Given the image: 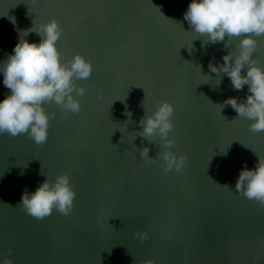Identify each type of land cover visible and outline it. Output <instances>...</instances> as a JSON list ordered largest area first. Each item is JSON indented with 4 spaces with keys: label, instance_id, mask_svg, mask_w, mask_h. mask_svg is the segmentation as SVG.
I'll return each instance as SVG.
<instances>
[{
    "label": "water",
    "instance_id": "95a60500",
    "mask_svg": "<svg viewBox=\"0 0 264 264\" xmlns=\"http://www.w3.org/2000/svg\"><path fill=\"white\" fill-rule=\"evenodd\" d=\"M188 3L0 0V59L12 51L17 29L54 17L62 27V59L79 52L92 64L90 77L76 81L86 89L78 113L44 105L55 114L45 143L0 133V260L264 264V206L234 189L241 167L257 161L254 152L264 156V132L250 131L230 105H217L245 98L247 85L236 90L227 75L207 67L222 63L229 49L235 53L238 40L229 49L222 41L202 46L183 17ZM27 39L40 37L31 32ZM256 40L253 57L264 66V35ZM8 91L0 76V98ZM162 99L174 106L173 151L187 157L180 172H163L159 145L139 135L132 140L141 102L151 111ZM132 144H146L158 162L141 159ZM41 172L49 181L68 174L76 193L68 215L53 210L38 219L17 204L45 179Z\"/></svg>",
    "mask_w": 264,
    "mask_h": 264
},
{
    "label": "clouds",
    "instance_id": "9594fccd",
    "mask_svg": "<svg viewBox=\"0 0 264 264\" xmlns=\"http://www.w3.org/2000/svg\"><path fill=\"white\" fill-rule=\"evenodd\" d=\"M183 17L191 31L197 34L196 37L202 38V46L222 41L228 48L229 41L233 38L238 40L235 53L228 48L222 56V63L209 61L207 67L217 77L227 75L236 90L247 85L248 92L243 99L229 96L217 105L220 109L230 105L236 111V117L248 119L250 131L264 132V66L253 57L256 37L264 35V0H189ZM10 20L15 25L14 17ZM17 32L18 39L12 51L0 59L2 83L9 89L0 98V133L11 137L27 134L35 143L43 144L47 139L49 120L55 115L49 113L44 105L54 103L66 111L78 113L79 98L85 95L86 89L77 85L76 81L90 77L92 64L79 52H74L67 60L62 59L57 46L62 27L54 17L35 26L32 22L29 28L17 29ZM31 32L40 37L39 42L27 39ZM192 47L191 43L189 50ZM199 68L201 70L200 65ZM216 83H219V79ZM143 101L144 115L139 118L140 128L134 130L132 140L139 135L159 145V162H162L165 174L173 170L182 171L187 157L184 153L173 151L176 140L170 135L174 128L172 102L162 99L149 111ZM125 115L128 117L126 121L131 122V112L126 110ZM132 146L137 149L141 159L158 162L148 155L146 144L139 148L135 144ZM254 154L257 161L251 168L246 164L241 167L234 189L264 205V156ZM75 195L68 174L59 172L51 181L45 176L34 190L25 189L17 204L38 219L51 214L53 210L68 215ZM134 235L141 240L146 238L143 232ZM0 264H12V261L10 257H4ZM142 264L154 262L146 259Z\"/></svg>",
    "mask_w": 264,
    "mask_h": 264
},
{
    "label": "snow or ice",
    "instance_id": "6c2138e0",
    "mask_svg": "<svg viewBox=\"0 0 264 264\" xmlns=\"http://www.w3.org/2000/svg\"><path fill=\"white\" fill-rule=\"evenodd\" d=\"M261 206H264V205H261ZM50 215V214H49Z\"/></svg>",
    "mask_w": 264,
    "mask_h": 264
}]
</instances>
